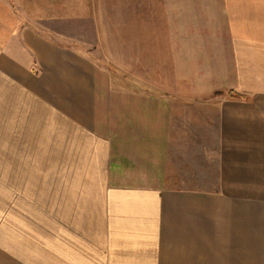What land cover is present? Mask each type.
Returning <instances> with one entry per match:
<instances>
[{
  "label": "crops",
  "instance_id": "crops-1",
  "mask_svg": "<svg viewBox=\"0 0 264 264\" xmlns=\"http://www.w3.org/2000/svg\"><path fill=\"white\" fill-rule=\"evenodd\" d=\"M93 1L0 0V264H250L251 214H264L250 193L264 189V0H220L210 14L159 0L181 19L154 27L182 83L165 97L109 84L88 53L28 21L69 20ZM221 88L233 93L206 103L210 152L188 154L170 110ZM110 108L139 126V151L114 138Z\"/></svg>",
  "mask_w": 264,
  "mask_h": 264
},
{
  "label": "rangeland",
  "instance_id": "rangeland-1",
  "mask_svg": "<svg viewBox=\"0 0 264 264\" xmlns=\"http://www.w3.org/2000/svg\"><path fill=\"white\" fill-rule=\"evenodd\" d=\"M172 1H180L184 9L193 11V5L197 0ZM217 1L220 0H215L214 6H203L204 3L201 0H199V4L206 12L208 11L207 14H210L216 10L223 9L222 5L224 4L219 6L217 5ZM124 2L125 0H94L92 6L93 12H77L69 20L54 19L48 22L39 20L28 21L38 29L49 32L58 41L70 44L79 51L88 53L99 67L109 72V84H116L113 86H121L126 90L138 89L137 91L142 94L149 93L165 97V92L162 91V89L165 90V84L182 83L165 72V52H163L165 45L153 42L152 39H155L154 34H156L154 27H165V24L169 22L180 21L181 19H178L180 16L176 14L169 16L167 8L165 9L164 16L159 0H153L152 12L139 11L141 7L136 5H133L132 9H130L131 7L124 5ZM213 18V16L208 15L210 22H213ZM162 20H165V24L162 23ZM169 72H171V69L168 70ZM183 72L185 73V71ZM194 77L202 84H210L207 76ZM191 81H193V77L187 76L184 84L192 83ZM217 81L220 80H216L215 82ZM224 89H216L206 94L207 96L205 95L202 99L196 97H192L191 99L185 98L187 99L184 103L185 108L176 106L175 109L170 110L173 114H170L168 118L171 121L173 120V122L176 121V124L171 125L172 130L175 135L183 138V140L177 141V143L185 144L186 148L189 149L188 154L194 151L192 150L193 148L205 153L210 152L209 148L213 145L214 141L209 140L208 134L211 132V129L217 128H214V126L211 128L208 114L211 110L208 109V104L206 103H210L216 107L222 100L230 99L228 95L232 94L229 91H222ZM236 94L240 97V93ZM122 106L124 113H126V109H129L128 106L126 104ZM197 106L200 108L197 109ZM120 108L121 105L118 109L120 110ZM205 111H207L206 117L209 119H206ZM111 112L115 111L111 108L106 110L105 117H111L110 121L112 123L108 127L113 126L112 134L115 135L114 138L116 139L117 136L121 135V138L126 139L128 136L131 139L130 146L134 150L139 151L142 145L134 139L135 129H139V126L131 128V126H127L128 117L118 116L117 114L115 116L113 113L110 115ZM196 112H199L198 118ZM134 113L140 115L137 111H134ZM195 113L196 116L194 117ZM133 117L135 120L132 117L130 118L136 123L138 121H145L144 117ZM112 118H116V120ZM143 124V127L148 132L165 127V125L159 123ZM117 140L120 141V139ZM108 143L110 144V140H108ZM250 193L251 197H264V189H251ZM253 207L257 208L260 206L251 205V209ZM255 213L251 214L250 221V264H264V220L258 219L263 218L264 214H261L260 210L258 213L255 210Z\"/></svg>",
  "mask_w": 264,
  "mask_h": 264
},
{
  "label": "trees",
  "instance_id": "trees-1",
  "mask_svg": "<svg viewBox=\"0 0 264 264\" xmlns=\"http://www.w3.org/2000/svg\"><path fill=\"white\" fill-rule=\"evenodd\" d=\"M230 93L232 94L233 92H232V91H230Z\"/></svg>",
  "mask_w": 264,
  "mask_h": 264
}]
</instances>
